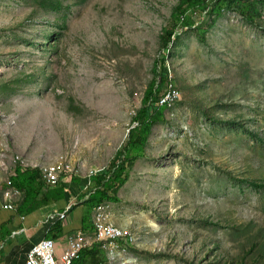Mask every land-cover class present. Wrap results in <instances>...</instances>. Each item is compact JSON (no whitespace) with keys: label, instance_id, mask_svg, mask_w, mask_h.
<instances>
[{"label":"rangeland","instance_id":"rangeland-1","mask_svg":"<svg viewBox=\"0 0 264 264\" xmlns=\"http://www.w3.org/2000/svg\"><path fill=\"white\" fill-rule=\"evenodd\" d=\"M178 2L0 0V184L13 157L82 184L109 166ZM170 59L181 100L154 126L120 203L98 212L131 238L119 264L261 263L264 19L224 13L205 39L182 33Z\"/></svg>","mask_w":264,"mask_h":264},{"label":"trees","instance_id":"trees-1","mask_svg":"<svg viewBox=\"0 0 264 264\" xmlns=\"http://www.w3.org/2000/svg\"><path fill=\"white\" fill-rule=\"evenodd\" d=\"M263 6L264 0H179L173 8L170 21L160 35V54L155 59L153 78L144 92L141 107L132 118V126L123 147L116 153L109 166L90 177L86 184L71 176L70 182L67 181L69 173L66 172L60 176V181L51 186L44 180L40 168L24 167L18 163L12 173L10 172L7 181L0 184V199H3L7 189L16 188L22 193L21 198L13 203L14 209L8 211H14L20 220L40 209L68 203L70 195L76 193V202L72 205L70 214L81 209L80 232L91 236L94 232V210L102 205L120 203L119 191L129 181L136 162L145 156L154 126L165 120L164 112L170 109L166 104L160 106V99L168 84L173 82L170 72L172 45L188 30L196 31L205 39L207 30L215 26L224 13H235L246 23L260 26L264 19ZM51 8L56 9L58 5L54 4ZM204 16L206 21L199 25L198 20ZM1 203L6 210L3 201ZM65 210L59 212L63 213ZM10 223H13L12 219L0 224V264L4 263L2 245L7 244L11 236ZM64 232V223L58 221L50 228L45 239L57 243L63 238ZM258 251L264 256L263 246ZM102 254L104 253L98 246H93L92 249L81 252L73 264H100L104 261ZM254 264H264V258L261 263L256 260Z\"/></svg>","mask_w":264,"mask_h":264},{"label":"built area","instance_id":"built-area-1","mask_svg":"<svg viewBox=\"0 0 264 264\" xmlns=\"http://www.w3.org/2000/svg\"><path fill=\"white\" fill-rule=\"evenodd\" d=\"M174 100H181V92H174L172 85L169 83L165 90V93L160 99V106L169 104ZM55 181H60V178H55L52 174V181L46 182L47 184L52 186L54 185ZM67 181L69 180L67 179ZM5 191L6 202L4 208L6 210H13V203L21 198L22 193L16 188L7 189ZM65 209L66 210L62 214L52 216L49 221H55V223H57L58 221L65 222L70 215V206ZM24 218L25 217H22V219ZM104 218H109V215H103L93 212V234L91 236H85L81 232H79L70 237L67 243V249L61 255V257H59V259H57L55 255V242L52 240H46L44 238L42 241L32 247L27 255L25 264H73V262L78 259L81 252L90 250L93 248V246H98L101 250V246L103 244H110L111 252H117L122 255V258H124V255L127 254V247L129 246L126 241V236H120L117 233L111 232L109 228H103ZM53 225H51V227ZM17 233L18 232H14L13 234L15 235ZM100 264H109V262ZM127 264L130 263L127 262Z\"/></svg>","mask_w":264,"mask_h":264},{"label":"crops","instance_id":"crops-1","mask_svg":"<svg viewBox=\"0 0 264 264\" xmlns=\"http://www.w3.org/2000/svg\"><path fill=\"white\" fill-rule=\"evenodd\" d=\"M0 199V224L3 222H9L12 219L13 223H10L9 230L11 231V236L8 238V243L3 244L2 248L4 251V263L3 264H25L26 258L30 250L34 245L42 241L48 230H50L51 225L55 221H49L52 216L60 215V210H65V208L76 202V193H72L69 197L68 203H62L60 205H55L40 209L39 211L25 217L24 219L18 218L14 211L4 210ZM81 209L76 210L70 214L64 223L65 232L64 236L59 242H55L57 246L59 244H64L60 248L59 257L67 249V243L70 237L80 232L81 228ZM18 232L17 234H13ZM103 262L106 261V256H103ZM101 262V263H103Z\"/></svg>","mask_w":264,"mask_h":264},{"label":"bare ground","instance_id":"bare-ground-1","mask_svg":"<svg viewBox=\"0 0 264 264\" xmlns=\"http://www.w3.org/2000/svg\"><path fill=\"white\" fill-rule=\"evenodd\" d=\"M172 87H173V91L174 92H178L179 90H177L175 87H174V85H173V82H172ZM173 102H175V100L173 101ZM173 102H171V103H173ZM171 103H169V104H166L167 106L168 105H170ZM165 105V104H164ZM13 158H15V159H17V160H19V163L21 164V165H23L24 167H33V168H36L37 166L36 165H30L29 163H27V162H25L24 160H21V159H18V158H16V157H13ZM12 158V159H13ZM11 159V158H10ZM25 162V164L26 165H24V164H22L21 162ZM17 165H18V163H17ZM16 165V166H17ZM15 166V167H16ZM14 167V168H15ZM38 168H40L41 169V171H42V175H43V177H44V180L45 181H52V174L54 175V177L55 178H61L60 176L63 174V172H62V174H61V172H60V168L59 167H57V166H54V167H48V165L47 166H38ZM7 171H10L11 173H12V171L13 170H7ZM9 172V173H10ZM52 173V174H51ZM98 173V171L97 172H95V173H91V176H89V177H92L93 175H96ZM58 181H55L54 182V185L57 183ZM6 193L4 194V196H3V199H2V201H3V205H4V207H5V202H6ZM108 206H110L109 204L108 205H102V206H100L99 208H97L96 210H94V212L95 213H98L99 212V210H100V208L101 207H105V208H107L108 209ZM71 210V209H70ZM103 228H109V230L111 231V232H114V233H117V234H119L120 236H125V235H123V233H124V231H126V230H124V231H121V230H123V229H121V228H118V227H115L114 225H112L110 222H103ZM123 232V233H122ZM125 234V233H124ZM130 240V241H129ZM126 241H127V244H129L130 242H132L131 241V238L130 237H127L126 236ZM101 251L105 254V256H106V261L105 262H109V264H119V262L120 261H122L121 259V255L119 254V253H117V252H111V245L110 244H103L102 246H101ZM129 263V262H128Z\"/></svg>","mask_w":264,"mask_h":264},{"label":"water","instance_id":"water-1","mask_svg":"<svg viewBox=\"0 0 264 264\" xmlns=\"http://www.w3.org/2000/svg\"><path fill=\"white\" fill-rule=\"evenodd\" d=\"M130 131V130H129ZM129 131H128V134H129Z\"/></svg>","mask_w":264,"mask_h":264},{"label":"clouds","instance_id":"clouds-1","mask_svg":"<svg viewBox=\"0 0 264 264\" xmlns=\"http://www.w3.org/2000/svg\"><path fill=\"white\" fill-rule=\"evenodd\" d=\"M105 255V254H104Z\"/></svg>","mask_w":264,"mask_h":264}]
</instances>
